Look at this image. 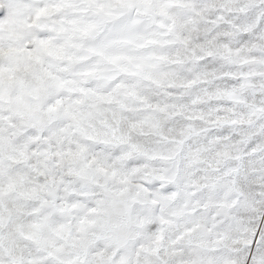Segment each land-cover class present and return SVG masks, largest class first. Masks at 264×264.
I'll return each instance as SVG.
<instances>
[{"label": "snow or ice", "instance_id": "1", "mask_svg": "<svg viewBox=\"0 0 264 264\" xmlns=\"http://www.w3.org/2000/svg\"><path fill=\"white\" fill-rule=\"evenodd\" d=\"M0 264H264V0H0Z\"/></svg>", "mask_w": 264, "mask_h": 264}]
</instances>
